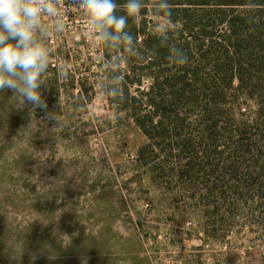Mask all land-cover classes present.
Listing matches in <instances>:
<instances>
[{
    "label": "rangeland",
    "instance_id": "obj_1",
    "mask_svg": "<svg viewBox=\"0 0 264 264\" xmlns=\"http://www.w3.org/2000/svg\"><path fill=\"white\" fill-rule=\"evenodd\" d=\"M148 12L145 34L177 36ZM55 53L60 60L42 77L44 109L30 111L0 91V264H54L67 241L92 255L116 253L119 264H264V221L243 207L207 237L205 208L187 198V178L170 168L185 159L152 158L149 140L115 100L149 90L152 70L132 71L125 52L102 43L87 49L72 33ZM116 57L109 71L106 61ZM236 103L223 108L233 119L250 117L252 103L243 96Z\"/></svg>",
    "mask_w": 264,
    "mask_h": 264
},
{
    "label": "trees",
    "instance_id": "obj_2",
    "mask_svg": "<svg viewBox=\"0 0 264 264\" xmlns=\"http://www.w3.org/2000/svg\"><path fill=\"white\" fill-rule=\"evenodd\" d=\"M156 6L144 0L139 19H127L138 49L125 60L132 71L152 70L149 90L115 100L149 140L152 158L185 159L182 168L176 161L170 168L187 178V198L205 208L207 237L243 215V207L249 219L264 221V0H169L170 15ZM148 11L177 36L145 34ZM238 96L252 103L247 119L223 108Z\"/></svg>",
    "mask_w": 264,
    "mask_h": 264
},
{
    "label": "clouds",
    "instance_id": "obj_3",
    "mask_svg": "<svg viewBox=\"0 0 264 264\" xmlns=\"http://www.w3.org/2000/svg\"><path fill=\"white\" fill-rule=\"evenodd\" d=\"M86 17L87 30L105 48L119 49L135 57L134 36L127 30V19L137 18L144 0H79ZM123 14H117V10ZM170 15L169 0H157L154 9ZM54 19L52 30L60 32L64 25L54 0H0V91L10 90L30 111L44 109L42 79L49 66V49L45 45L48 29L42 27V17ZM121 57L110 58L105 67L119 65ZM179 62H182L179 61ZM118 79L117 75L112 76ZM105 91L118 92L115 86L101 85Z\"/></svg>",
    "mask_w": 264,
    "mask_h": 264
},
{
    "label": "built area",
    "instance_id": "obj_4",
    "mask_svg": "<svg viewBox=\"0 0 264 264\" xmlns=\"http://www.w3.org/2000/svg\"><path fill=\"white\" fill-rule=\"evenodd\" d=\"M54 2L61 15L64 27L60 32H55L52 30L54 19L46 15L42 17V27L48 29L44 43L50 52L49 64L54 65L56 61L60 60L55 53L57 40L66 37L68 33H72L74 39L78 40L81 45L86 46L87 49L89 47L100 49L101 43L96 41L95 36L87 30L86 17L80 7L79 0H54Z\"/></svg>",
    "mask_w": 264,
    "mask_h": 264
},
{
    "label": "crops",
    "instance_id": "obj_5",
    "mask_svg": "<svg viewBox=\"0 0 264 264\" xmlns=\"http://www.w3.org/2000/svg\"><path fill=\"white\" fill-rule=\"evenodd\" d=\"M60 239L69 240L74 233L60 232L59 235L55 234ZM86 235L81 233L80 236ZM67 244H61V252L54 259V264H119L121 257L116 253L113 254V258L110 257V253L99 251L95 255L86 252H80L68 246Z\"/></svg>",
    "mask_w": 264,
    "mask_h": 264
}]
</instances>
